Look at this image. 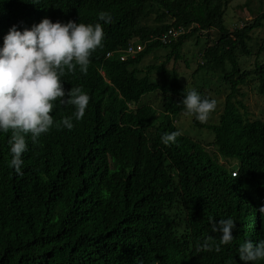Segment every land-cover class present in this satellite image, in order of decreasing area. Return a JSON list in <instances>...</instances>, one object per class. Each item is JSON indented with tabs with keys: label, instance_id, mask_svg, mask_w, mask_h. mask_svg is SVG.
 <instances>
[{
	"label": "trees",
	"instance_id": "trees-1",
	"mask_svg": "<svg viewBox=\"0 0 264 264\" xmlns=\"http://www.w3.org/2000/svg\"><path fill=\"white\" fill-rule=\"evenodd\" d=\"M228 5L229 0H33L13 16L19 27L54 18V30L69 32L63 48H79L68 51L64 68L78 64L85 46L97 47L86 69L62 74L67 89L87 91L91 84V105L81 119L74 118L68 143L86 141L94 171L85 182L53 177L39 146H28L22 168L40 200L35 209L0 219V264L200 263L205 224L226 219L213 209L233 193L234 180L228 166L212 157L215 151L181 135L173 120L185 112L193 126L212 131L208 146L224 160H238L246 180H251L248 166H264V108L263 118H254L240 91L251 86L264 101V40L253 36L264 27V13L230 30ZM181 27L189 32L170 44L150 41ZM210 30L219 33L218 39L200 54L203 62L194 74H217L226 97L220 117L204 123L216 105L204 92L210 87L184 88L167 65L182 61L185 43ZM136 37L147 47L135 61L106 58ZM159 50L167 51L165 61L139 69ZM185 64L190 68L188 60ZM152 74L161 77L160 83L152 82ZM154 92L163 96L158 118L147 106L128 111L127 103ZM104 97L105 106L95 105ZM98 132L103 135L99 145L94 144ZM21 142L14 135L0 137V163L7 161L0 171V196L12 182L10 161ZM263 187L264 180H258L257 198ZM228 216L240 224L246 209L234 208Z\"/></svg>",
	"mask_w": 264,
	"mask_h": 264
},
{
	"label": "clouds",
	"instance_id": "clouds-1",
	"mask_svg": "<svg viewBox=\"0 0 264 264\" xmlns=\"http://www.w3.org/2000/svg\"><path fill=\"white\" fill-rule=\"evenodd\" d=\"M32 1L33 0H0V137L3 136V134H8L9 136L14 135L16 138L22 140L18 152L12 154L13 158L17 156L18 160L16 163H13V160L10 161L13 173L12 182L0 196L1 220L9 219L23 211L35 209L40 200L39 193L33 189L30 182L26 180V175L22 165H20L23 163V156L25 154L23 151L25 148H28V145L25 143L28 138L31 139V144L35 143L39 146L46 165H50L48 170L53 177L85 182L94 171L92 157L86 154L89 147H87L83 141L75 142L73 145L69 144L68 138L70 137V132H63V134L60 135L58 131L56 132L54 130V135L45 137L35 134V130H26L27 132H23L22 130L23 126L35 129L41 124H47V121L51 120L53 117L50 115L51 106H54V113L66 119H70L71 121H73L75 117L78 119L82 118L91 105V96L89 93L91 84L88 86L87 91L67 89L62 74L65 69L72 70L74 68L80 69L81 67L86 69L90 56L97 48L96 46L89 45L82 48L80 57L76 58L78 64L70 66L69 68L63 67V59L54 60L53 58V64L50 65V58L44 55L42 59L46 64L48 75L43 71H39V68L35 66L27 75L29 76L28 81H26L25 78V81H21L16 85L11 84L9 79H11L12 76L10 71L6 68L8 62H6L8 59L6 58L7 56L17 57L21 60V64H25L27 67L25 72L30 71L29 66L31 63H34L32 62L34 59L30 60L26 54L23 53L22 47L25 41L20 39L18 27L13 17L15 14L29 9ZM50 1L56 2L58 0ZM7 11L10 12L8 17H6ZM40 21H42L41 26ZM47 21L48 18H44L33 22L28 25V27L37 26L42 29ZM182 30L184 33L182 32L175 37L170 33H178ZM188 32L189 29L182 27L179 29L171 28L164 33L160 39L151 38L150 41L159 40L163 44H170L172 41L177 40L179 36L185 35ZM10 33L13 34L11 37H9ZM56 34L59 40L56 41V46L67 45L69 32L59 27L56 29ZM53 37L54 36H52V38ZM52 38L49 42L47 38H45V42H48L47 52L54 56L51 44ZM78 43L79 41H77L76 45H79ZM137 45L145 47L142 52H144L147 47V43L142 42L139 37H136L133 38L125 48H118L115 52L107 53L106 58L108 59L117 55L122 63L130 62V60L135 61L142 52L132 57L131 55H127L125 51L128 47H135ZM75 48L79 47H73L70 51ZM123 55H127L125 60L121 59ZM36 56L37 59L41 57L40 54ZM138 67L141 70L144 68L142 66ZM99 73L104 82H109L102 69L99 70ZM153 76H156V81L153 79ZM150 77L153 83H160L161 81V77L155 74H152ZM14 80L15 82L17 81L16 76ZM9 84H11L12 87L9 86ZM30 92L32 94L31 99L28 97ZM160 94V92L143 94L139 103L131 102V104H129L128 111L134 112L147 106V108L154 112L155 118H158L159 114L162 112L161 100L163 96H160ZM215 109L210 111L209 114L216 113L218 118L219 116ZM207 117L204 119V123L209 122ZM187 118L189 119L188 121ZM251 119L254 120V118ZM192 120L193 117L191 115L183 112V114L173 120V123L178 130L184 131L183 133L180 132L181 135L196 142L194 138H199L204 130H200L193 126ZM70 127H72V124ZM11 128H16V131H10ZM193 129L198 133H192L194 135L190 137L187 136L186 133L193 132ZM26 133H28L26 136L28 138L24 136ZM54 137L60 139V142L57 147L53 148ZM101 142H103V135L101 132H98L94 144L99 145ZM212 149L216 151L213 147ZM205 150L210 152L207 147H205ZM45 155H47L48 158H45ZM212 157L216 159L219 164L228 166L227 170L230 172L229 175L232 180H234L232 186L233 193L221 199L216 203L213 209L214 213L224 214L226 219H219L212 224H205L201 261L199 264H264V187L259 198H257L255 194L257 181L260 179L264 180V166H248L251 174V180L248 181L244 174L245 167L243 168L238 160H224L218 153ZM6 162L7 161L0 163V171H2ZM234 208L238 210L246 209V217L240 224H238L239 220L232 219L228 216L229 212ZM220 233L225 236H221Z\"/></svg>",
	"mask_w": 264,
	"mask_h": 264
},
{
	"label": "rangeland",
	"instance_id": "rangeland-1",
	"mask_svg": "<svg viewBox=\"0 0 264 264\" xmlns=\"http://www.w3.org/2000/svg\"><path fill=\"white\" fill-rule=\"evenodd\" d=\"M248 4L247 7H244V4ZM260 13H264V0H229V5L225 15V22L227 27L230 30H233L237 27H243L245 24L252 22ZM219 33L216 30H210L209 32H205L199 37H193L189 41H187L182 49L183 60L182 61H171L167 65V69L170 71L173 68L177 71V74L180 78V82L183 87H187L188 89H194L200 83H206V86L210 88H206L204 92L208 96L216 102V112L218 116L223 112L224 109V101H225V86L219 81L217 74L212 75L198 73L194 74L198 65L203 62L200 54L203 53L205 48L211 46L215 41H217ZM254 37H258L264 40V27L262 29H258L253 34ZM256 50V47H253ZM167 51L159 50L150 56L146 57L141 66L146 67L150 64H161L165 61V55ZM185 60L190 62V68L186 67ZM249 60L247 64H250ZM153 79L156 81V76H153ZM220 82V86H219ZM198 89V88H197ZM241 92L246 93V98L244 99V104L249 111V113L256 119H262L263 114L262 110L264 108L263 99L257 94V91L251 89V86L242 87ZM154 100V99H153ZM208 115V120L213 121L216 120V113H210ZM189 119L187 118V121ZM183 133L184 131L181 130ZM198 132L193 129V132L186 133L187 136H192ZM192 134V135H191ZM197 136V135H196ZM214 137V133L212 131L204 130L199 138L195 137L196 142L200 143L202 146L207 147L208 151L213 152L212 147H209L208 142H212ZM217 155V152L215 151Z\"/></svg>",
	"mask_w": 264,
	"mask_h": 264
},
{
	"label": "water",
	"instance_id": "water-1",
	"mask_svg": "<svg viewBox=\"0 0 264 264\" xmlns=\"http://www.w3.org/2000/svg\"><path fill=\"white\" fill-rule=\"evenodd\" d=\"M3 23H6V22H3ZM55 23L56 22H55L54 18H48L47 23L44 24V27L42 29H40V27H37V26H29V27L26 26V27H21V29H20V27L17 25L18 34L20 36V39H22V41H25V43L22 47L23 53H25L26 56L30 60L34 59V61H32L34 63H31V65L29 66L30 71L25 72L27 67L25 66V64H21V60H19L17 57L7 56L6 58H8V59L6 60V62L7 61L8 62H7L6 68L10 71V74L12 76L11 79H9L11 84L16 85L17 83H19L21 81H25V78H26V81H28L29 76H27V75L35 68V66H36V68H39V71H43L46 75H48L46 64L43 62V59H42V57L44 55H46L48 58H50L49 59L50 65L53 64V61H52L53 58H54V60L55 59L62 60V59L66 58L68 51H70L68 49L63 48V46H66V45L58 46L57 49H54V47H53L54 56L51 55L49 52H47L48 42H45V38L46 37L49 38L50 33H52V35L55 37V39L53 37L52 41H51L53 43V45L54 44L56 45V41H59L58 36L56 34V30L54 31ZM41 24H42V21H40V26H41ZM12 35L13 34L10 33L9 37H11ZM63 35H65V34H63ZM38 54H40L41 57L37 59L36 55H38ZM15 76L17 77L16 82L14 80ZM28 97L30 99L32 98L31 92L28 94ZM106 103H107V97H104L102 100L95 103V105L105 106ZM129 104L130 103H127L126 105L129 106ZM21 110L25 111L24 109H21ZM50 115L53 117L51 118V120L47 121V124L46 123L41 124L40 126H38L35 129H30V128H28V126H23L22 127L23 132H25L26 130H35L34 131L35 134L43 135L45 137H51L52 135H54V130L56 132L58 131L60 133V135H62L63 132H70V130H71L70 126H71L73 121H71L70 119H66V118L62 117V116L58 115L57 113H54V106L50 107ZM10 131L15 132L16 128H11ZM178 131L181 132V130H178ZM27 134L28 133L24 134V136L26 137ZM145 135L148 136L146 132H145ZM26 138H28V137H26ZM59 142H60V139H57L56 137H54L53 148L57 147ZM25 143L28 146H31V139L28 138V140ZM83 143L87 146L86 141H83ZM26 151H27V148H25L23 153H26ZM45 158H48V156L45 155ZM17 160H18V157L14 156L13 163H16ZM20 165H22V163ZM49 166L50 165H47V167H49ZM220 235L225 236L222 233H220Z\"/></svg>",
	"mask_w": 264,
	"mask_h": 264
},
{
	"label": "built area",
	"instance_id": "built-area-1",
	"mask_svg": "<svg viewBox=\"0 0 264 264\" xmlns=\"http://www.w3.org/2000/svg\"><path fill=\"white\" fill-rule=\"evenodd\" d=\"M183 32V30L181 31V32H178V33H172V32H170L172 35H173V37H175V36H177L178 34H181ZM184 33V32H183ZM144 46H142V45H137V46H135V47H133V46H130V47H128L127 48V50L125 51V53L127 54V55H131L132 57H135L137 54H139L140 52H142L143 50H144ZM127 55L126 56H121V59L122 60H125L126 58H127Z\"/></svg>",
	"mask_w": 264,
	"mask_h": 264
},
{
	"label": "bare ground",
	"instance_id": "bare-ground-1",
	"mask_svg": "<svg viewBox=\"0 0 264 264\" xmlns=\"http://www.w3.org/2000/svg\"><path fill=\"white\" fill-rule=\"evenodd\" d=\"M58 47V46H57ZM70 55V54H69ZM52 110V109H51ZM17 153V151H15Z\"/></svg>",
	"mask_w": 264,
	"mask_h": 264
}]
</instances>
